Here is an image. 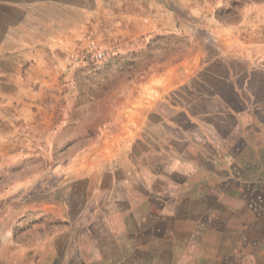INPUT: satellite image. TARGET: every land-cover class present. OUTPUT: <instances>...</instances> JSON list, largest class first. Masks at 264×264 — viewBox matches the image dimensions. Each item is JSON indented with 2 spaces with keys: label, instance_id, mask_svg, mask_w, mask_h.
<instances>
[{
  "label": "crops",
  "instance_id": "obj_1",
  "mask_svg": "<svg viewBox=\"0 0 264 264\" xmlns=\"http://www.w3.org/2000/svg\"><path fill=\"white\" fill-rule=\"evenodd\" d=\"M225 4V0H0V166L11 167L19 151L29 148L38 154L62 142L67 118L61 107L74 100L72 80L80 63L88 65L83 54L91 33L113 37L120 57L126 52L136 55L139 42L146 41L149 50L158 38H187L190 44L177 59L150 68L143 80L134 82L110 123L67 163V168L88 178L104 169L98 218L91 228L98 227L116 243L129 235L140 248L146 241L144 237L138 241L139 235L154 233L160 226L155 219L171 220L174 239L179 211L191 210L183 201L205 199L222 184L246 182L235 177L233 158L231 168L220 176L219 159L223 153L231 155L226 153L227 144L223 148L225 144L210 136L214 124L210 119L224 123L225 116H235L240 121V112L208 87L206 95L193 84L184 88L211 83L208 76L229 83L227 96H237L243 115L254 125L253 133L264 136V102L256 101L253 91L257 74L264 86V0H250L232 12L229 6L224 9ZM233 63L245 67L241 83ZM178 91H193L196 99L188 102L176 95ZM206 101L226 109L204 108L200 104ZM170 167L171 172L166 171ZM33 246L32 259L22 240L3 241L0 264H37L38 243Z\"/></svg>",
  "mask_w": 264,
  "mask_h": 264
},
{
  "label": "rangeland",
  "instance_id": "obj_2",
  "mask_svg": "<svg viewBox=\"0 0 264 264\" xmlns=\"http://www.w3.org/2000/svg\"><path fill=\"white\" fill-rule=\"evenodd\" d=\"M225 1L228 4L224 9L229 6L228 11L232 12L250 0ZM234 13L239 15V12ZM91 36L107 45L108 57L99 64L83 66L80 63L77 68L72 80L74 100L61 107L67 118L59 137L62 142L53 146L54 150L38 154L30 152L29 148L19 151L11 167L0 166V244L22 240L28 247L25 254L31 257L35 253L34 242L38 243L37 264H264V165L260 164L261 158V162L264 161V136L258 138L257 133L252 132L254 125L243 115V105L237 96L234 99L237 110H241L242 121L234 116L229 125L220 119L210 120L211 125L214 123L212 129L222 140L224 135L237 134L239 122L252 132L250 154L243 152L242 143H238L232 147L237 156L228 157L223 153L217 165L223 176L228 167L231 168L229 161L233 158L235 177L247 183L229 182L219 185L205 199L183 201V205L191 204V210L179 211L174 239L170 236L173 234L171 220L155 219L154 224L160 226L156 232L145 235L147 243L140 248L135 247L129 235L116 243L98 227H90L98 218L101 199L97 195L104 169L96 170L88 178L67 168V163L79 157L90 146V139L97 137L110 123L109 119L126 101L136 80H143L150 68L177 59L190 44L187 38L170 35L155 39L149 50H146V41L139 42L136 55L126 52L127 56L120 57L113 37H102L95 32ZM233 65L241 83L245 67L242 63ZM206 79L215 85L225 83L210 76ZM261 79L257 74V86L253 90L260 103L264 102ZM216 88L221 93L226 92L222 85L217 84ZM196 90L202 95L209 92L201 86ZM176 95L185 97L188 102L196 99L193 91L184 94L178 91ZM200 105L224 110L212 101ZM255 152L257 155L262 152L261 158H255ZM166 171L171 172V167ZM125 173L121 171V177L125 178ZM197 189L196 192L201 191ZM139 237L138 241L143 242L144 235ZM19 247L15 246L14 250L18 251ZM6 253L4 248L2 254Z\"/></svg>",
  "mask_w": 264,
  "mask_h": 264
},
{
  "label": "trees",
  "instance_id": "obj_3",
  "mask_svg": "<svg viewBox=\"0 0 264 264\" xmlns=\"http://www.w3.org/2000/svg\"><path fill=\"white\" fill-rule=\"evenodd\" d=\"M192 84L193 85H195V86H201V87H203V88H207L208 87V89H211L213 92H216V93H218V94H220V96L222 95L223 96V99L225 100V99H229V101H232L234 104H233V106H235V109L237 110V108H236V103L234 102V98L236 97V95H234L233 96V94L230 96V95H228L227 96V93L225 92V93H221L219 90H217V88H216V85L218 84V85H222L223 86V88H227V85L229 84V83H216V85H215V83H191L189 86H186L184 89H188V88H191V86H192ZM184 89H182L181 91H183ZM180 91V92H181ZM227 101V100H226ZM223 108H224V110L226 109L225 108V105L224 106H222ZM230 108V107H229ZM238 111V110H237ZM241 111V110H240ZM240 111H238V112H240ZM226 118H228V119H226L225 121H224V123L227 125V122H228V124L230 123V122H232V120H233V118L235 117H228V116H225ZM235 119V118H234ZM236 120H238L237 118H236ZM243 119H241V121H242ZM238 126H239V131L237 132V134L236 135H233V137L232 136H225L224 135V138H223V140L221 139V137H219V136H217L216 135V133H215V131H214V129H212L213 128V126L211 127V129H210V136H211V138L214 140V141H216L218 144H225L224 146H223V148H226V144H227V146H228V148L226 149L227 150V152L231 155V156H233V157H235V156H237L235 153H233L232 151V147L233 146H236V144H238V143H242V147H243V152H246V154H250L251 153V147H252V145L250 144V143H247L248 142V139H249V134H251L252 132H249V131H247V126L246 125H243V124H241V122H239V124H238ZM245 132V133H244ZM246 132H249L248 133V136H247V134H246ZM261 136H259L258 135V138H260ZM248 138V139H247ZM226 142H228V143H226ZM260 150V149H259ZM261 155H262V152L259 154V155H257V153L255 152L254 153V156H255V158H261ZM263 160V158H261L260 159V164H262L263 163V165H264V161L263 162H261ZM262 165V166H263ZM245 183H247V182H245ZM243 187H245V186H243ZM178 221V219L176 218V221L175 222H177ZM146 233L144 234V238H146Z\"/></svg>",
  "mask_w": 264,
  "mask_h": 264
},
{
  "label": "built area",
  "instance_id": "obj_4",
  "mask_svg": "<svg viewBox=\"0 0 264 264\" xmlns=\"http://www.w3.org/2000/svg\"><path fill=\"white\" fill-rule=\"evenodd\" d=\"M107 46L101 44L96 38H90L84 51L83 58L86 64L91 65L104 62L108 57Z\"/></svg>",
  "mask_w": 264,
  "mask_h": 264
}]
</instances>
